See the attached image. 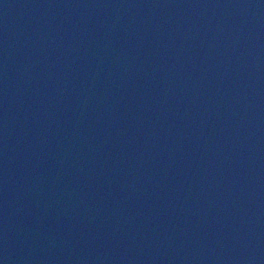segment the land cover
<instances>
[{
    "label": "water",
    "instance_id": "obj_1",
    "mask_svg": "<svg viewBox=\"0 0 264 264\" xmlns=\"http://www.w3.org/2000/svg\"><path fill=\"white\" fill-rule=\"evenodd\" d=\"M0 264H264V0H0Z\"/></svg>",
    "mask_w": 264,
    "mask_h": 264
}]
</instances>
